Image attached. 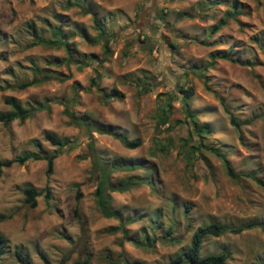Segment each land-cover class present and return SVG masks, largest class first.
Masks as SVG:
<instances>
[{
    "label": "rangeland",
    "instance_id": "rangeland-1",
    "mask_svg": "<svg viewBox=\"0 0 264 264\" xmlns=\"http://www.w3.org/2000/svg\"><path fill=\"white\" fill-rule=\"evenodd\" d=\"M236 1L234 11L232 0H0V111L8 110L5 97L33 109L56 101L23 123H0V161L37 153L31 140L45 154L57 153L49 174L42 160L1 170L0 233L7 248L0 264H19L15 248L32 264H42L40 253L50 264H169L200 225L264 226V0ZM85 9L106 34L107 54ZM221 20L226 23L213 32ZM29 22L40 41L31 47ZM57 28L71 63H63L62 47L47 43L56 40ZM57 60L61 64H53ZM31 64L68 79L13 88L41 80ZM95 75L100 90L122 98L102 102L90 87ZM214 93L239 123L242 143ZM168 94L170 110L161 124L157 106ZM64 99L75 116L139 142L126 149L92 133L103 163L135 165L113 169L110 182L142 180L110 193L112 209L129 220L125 237L116 230L119 222L96 207L90 163L82 159L87 140L64 115L57 102ZM45 133L63 146L49 145ZM210 148L225 156L235 179ZM24 188L40 194L33 208L23 202ZM221 252L229 254L224 264H264V230L203 240L202 255Z\"/></svg>",
    "mask_w": 264,
    "mask_h": 264
},
{
    "label": "trees",
    "instance_id": "trees-1",
    "mask_svg": "<svg viewBox=\"0 0 264 264\" xmlns=\"http://www.w3.org/2000/svg\"><path fill=\"white\" fill-rule=\"evenodd\" d=\"M236 0H232V9L236 10ZM85 14H90L93 24L95 28L99 31L100 36L98 37L99 42H102V48L104 49V53H108V40L106 39V34L104 33L103 29L99 26L96 21L94 13H92L89 9L84 10ZM226 23V20L219 21L218 24L212 27V31L215 32L218 28ZM26 27L31 31V35L34 38V41L28 45V47L34 46L40 41L36 38L35 35V27L34 25L29 22L26 24ZM56 34L55 41H48L47 43L50 45H54L57 49L62 47L67 55L66 60H63V63H71V54L68 51L67 45L64 43V40L61 35V31L57 28L53 31ZM97 40V41H98ZM151 48H148V51H151ZM84 56L85 54H80ZM89 58L92 59L94 56L91 54ZM93 60V59H92ZM77 63L78 66L81 64ZM55 65L61 64L60 61H56L53 63ZM31 71L34 75H42L41 80H36V78H32L29 81L21 82L16 84L13 88L15 89H25L27 87H31L34 85L39 84L42 81H49V80H57V81H65L68 79L67 75L61 76L60 74L52 73L50 70L46 68H37L34 64H31ZM90 87H93L95 91L99 94V98L102 102H107L110 100H118L122 98V95L118 92H111L106 93L99 89L98 82H97V75L90 79ZM215 94V93H214ZM170 95L166 96L165 100L161 102L157 106V115L159 118L160 123L167 122V116L170 110V102H169ZM215 97L218 99L219 103L222 105L223 111L229 115V123L233 127V129L237 132V139L239 143H242V136L239 132V123L230 115L228 108L225 106L223 99L221 96L216 95ZM49 102L56 103L55 100L46 101L43 106L37 104L34 109L27 108L23 106L20 102H18L13 97H5L3 99L4 105L8 107L7 111H0V123L3 125H8L13 121H18L19 123H23L30 115L34 112V110H40L41 107H46L49 105ZM63 107V113L68 119L69 123L74 126L78 130V134L86 137V148L87 152L86 155L82 157V159H88L90 163V173L95 181V188L92 193L95 204L99 212L104 218H112L119 222V226L116 230L120 231L121 235L125 237V229L124 226L128 223V221L122 219V215L113 210L110 204V193H123L131 189L132 187L139 184L141 179L138 178H128L123 183H112L110 182V174L113 169L118 168H127V169H134L135 165L129 162H121L116 163L113 165H107L103 163L100 157L95 153L93 147V140H92V133H96L99 135H107L117 139L121 145L126 149H134L138 147L139 142L138 140H131L127 141L125 138L120 136L119 134L113 132L107 127L100 126L99 124L92 123L86 121L82 118L75 116L71 107H69L70 100L64 99L57 101ZM194 123V122H193ZM43 140L47 142L49 145L60 149L63 146L64 140L58 139L51 133H45L43 135ZM34 147L37 148V153L33 152H22L21 154L14 156L10 159L0 161V173L3 168H9L12 165H22L25 161L28 160H42L45 162L46 173L49 174L52 171L53 160L56 158L57 153L53 152L51 154H45L43 150L39 147V144L36 140L30 141ZM217 158L220 159L226 175L230 179H235L236 175L233 173V170L226 160L225 156L220 154L217 150L210 148L209 149ZM144 182L148 183V180H143ZM47 190V189H46ZM23 195V202L29 207L33 208L36 204L35 198L40 195L39 192H36L32 188H24L22 190ZM79 194H76V199H78ZM189 207H185V212ZM73 212L76 214V210L74 209ZM254 228H259L264 230V226L259 223L255 222H247L244 224H240L238 226H230L225 224H219L215 222L207 223L196 227L190 235L188 246L185 249H182L179 253L174 255V257L170 260L169 264H224L225 261L229 258V254L226 252H221L218 254H201V247L203 240L210 236V237H219L225 234H239L242 231L250 230ZM113 229V228H112ZM171 229H168L164 234V236L168 237L170 235ZM164 237V241L167 238ZM7 248V239L0 233V256L4 254ZM13 255L16 261L19 264H32L30 261L27 253L23 252L21 248H15ZM39 258L42 261V264H50L47 257L43 254H39ZM75 264H88L86 259H83L80 263L75 262ZM134 264V263H132Z\"/></svg>",
    "mask_w": 264,
    "mask_h": 264
}]
</instances>
